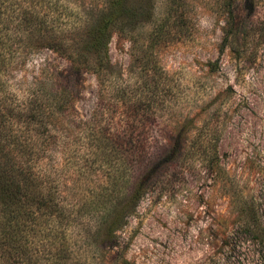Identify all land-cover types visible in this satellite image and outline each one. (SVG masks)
<instances>
[{"label":"rangeland","instance_id":"rangeland-1","mask_svg":"<svg viewBox=\"0 0 264 264\" xmlns=\"http://www.w3.org/2000/svg\"><path fill=\"white\" fill-rule=\"evenodd\" d=\"M133 16V43L114 32L109 46L113 82L83 70L57 147L73 201L88 188L77 167L92 159L97 122L139 128L155 167L118 246L97 250L93 264H262L236 215L238 200L260 196L264 218V0H133ZM47 60L50 70L70 65L43 51L15 82H30Z\"/></svg>","mask_w":264,"mask_h":264},{"label":"trees","instance_id":"trees-1","mask_svg":"<svg viewBox=\"0 0 264 264\" xmlns=\"http://www.w3.org/2000/svg\"><path fill=\"white\" fill-rule=\"evenodd\" d=\"M133 18V0H0V264H93L97 250L118 246V231L148 192L155 167L137 127L95 124L92 159L77 167L88 188L75 201L58 174L57 147L66 145L83 70L109 80L113 33L133 43ZM47 50L68 68L50 70L47 60L30 82H15ZM132 102V110L146 104ZM237 204L239 233L264 264L260 196Z\"/></svg>","mask_w":264,"mask_h":264}]
</instances>
